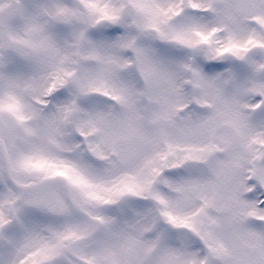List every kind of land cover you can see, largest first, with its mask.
I'll return each instance as SVG.
<instances>
[{
  "label": "snow or ice",
  "instance_id": "6c2138e0",
  "mask_svg": "<svg viewBox=\"0 0 264 264\" xmlns=\"http://www.w3.org/2000/svg\"><path fill=\"white\" fill-rule=\"evenodd\" d=\"M0 264H264V0H0Z\"/></svg>",
  "mask_w": 264,
  "mask_h": 264
}]
</instances>
